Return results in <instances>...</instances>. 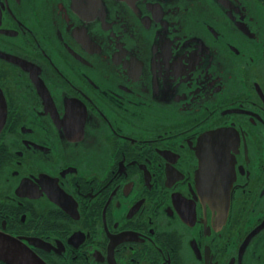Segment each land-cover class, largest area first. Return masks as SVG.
I'll use <instances>...</instances> for the list:
<instances>
[{"label":"flooded vegetation","instance_id":"1","mask_svg":"<svg viewBox=\"0 0 264 264\" xmlns=\"http://www.w3.org/2000/svg\"><path fill=\"white\" fill-rule=\"evenodd\" d=\"M0 239L264 264V0H0Z\"/></svg>","mask_w":264,"mask_h":264},{"label":"water","instance_id":"2","mask_svg":"<svg viewBox=\"0 0 264 264\" xmlns=\"http://www.w3.org/2000/svg\"><path fill=\"white\" fill-rule=\"evenodd\" d=\"M0 243L1 249L5 247L8 248L5 251L0 249V255H4L3 257L9 261H18V257L13 253V249L18 253L20 252V250L17 249L18 247L14 245L15 242L11 239H0ZM24 259L26 260L27 264H43V262L38 259L31 251H27V253L24 254Z\"/></svg>","mask_w":264,"mask_h":264}]
</instances>
